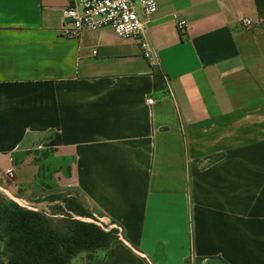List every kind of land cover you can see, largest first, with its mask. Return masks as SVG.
Masks as SVG:
<instances>
[{
  "label": "crops",
  "instance_id": "obj_1",
  "mask_svg": "<svg viewBox=\"0 0 264 264\" xmlns=\"http://www.w3.org/2000/svg\"><path fill=\"white\" fill-rule=\"evenodd\" d=\"M70 2L0 0V187L121 228L73 264H264V0H156L157 66Z\"/></svg>",
  "mask_w": 264,
  "mask_h": 264
},
{
  "label": "trees",
  "instance_id": "obj_2",
  "mask_svg": "<svg viewBox=\"0 0 264 264\" xmlns=\"http://www.w3.org/2000/svg\"><path fill=\"white\" fill-rule=\"evenodd\" d=\"M53 199L64 207L27 208L0 197V264H73L82 254L120 242L115 227L101 223L80 203L59 195Z\"/></svg>",
  "mask_w": 264,
  "mask_h": 264
},
{
  "label": "built area",
  "instance_id": "obj_3",
  "mask_svg": "<svg viewBox=\"0 0 264 264\" xmlns=\"http://www.w3.org/2000/svg\"><path fill=\"white\" fill-rule=\"evenodd\" d=\"M157 11L156 0H71L62 10V16L66 21L67 34L77 36L85 30L110 28L118 37L134 40L142 50L144 58L157 66L158 59L153 56L146 37V24ZM241 24L249 27L252 21L243 18ZM177 28L184 33L188 28L187 21L178 20ZM153 101L150 98L148 103L152 104ZM115 228L121 237V228Z\"/></svg>",
  "mask_w": 264,
  "mask_h": 264
},
{
  "label": "rangeland",
  "instance_id": "obj_4",
  "mask_svg": "<svg viewBox=\"0 0 264 264\" xmlns=\"http://www.w3.org/2000/svg\"><path fill=\"white\" fill-rule=\"evenodd\" d=\"M9 186H10L9 181H8V183H4L3 182V187H0V197H7V198H9V199L17 202L19 205L23 206L24 203L21 204L20 202L16 201L15 199H12V198H10L8 196V195H10L9 194V191H10ZM14 193H16L15 190H14ZM58 195L61 196V194H49V196H47L44 200L43 199H39L38 200V202H41V203L44 202L43 204H41V205H30V204H28V205H26V207H28V208L29 207L30 208H35V209H44V208H47V209H45L47 211H49V209L51 207H53L54 205H61L62 207H64V204L62 203L61 200H59V201H53L54 200L53 198L56 197V196H58ZM63 198L70 199V200H74V201L78 202V200H77L76 197H63ZM23 207H25V206H23ZM77 264H79V263H77ZM189 264H215V263L214 262H211V261H198V260H194L193 262H190Z\"/></svg>",
  "mask_w": 264,
  "mask_h": 264
}]
</instances>
